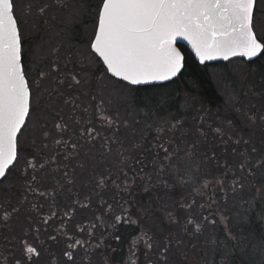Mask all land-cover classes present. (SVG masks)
Instances as JSON below:
<instances>
[{"label":"rangeland","instance_id":"rangeland-1","mask_svg":"<svg viewBox=\"0 0 264 264\" xmlns=\"http://www.w3.org/2000/svg\"><path fill=\"white\" fill-rule=\"evenodd\" d=\"M92 2L96 6L100 4V0H68L69 4L66 6L86 10ZM15 3L22 40L33 37L41 29L40 19L33 13L35 8L44 6L45 3L55 5L54 0H15ZM48 15L56 21L59 20L55 11ZM73 21H77V16L71 20ZM255 25L258 36H264L261 31L264 28V0H257ZM207 73L224 100L228 113L211 110L195 97L188 104V113L186 107L184 109V113L188 114L185 117L187 120H181L177 125L169 116L158 118V115H155L154 121L146 129L160 131L159 136L153 138L156 140L154 144L159 152L167 151V154H163L164 158L156 160L155 163L166 162L167 159L175 157L174 161L177 163L166 167L171 174L174 171L175 174L173 177H167L170 180L157 174V182L150 189L136 185L137 191L131 199L121 196L117 201L115 188L121 190L125 186H132L129 169H135L134 163L131 162L136 161L133 155L136 156L140 151H133L132 146H140L143 139H139L142 134L136 124L139 121L142 124L149 119L153 107H157L156 102L150 103V108L147 104H144L146 107L140 105V117L135 112L129 113L128 106L133 102L130 96L133 94L132 88L110 77H103L108 97L104 109L100 107L97 113L89 103H79L81 99H78L79 108L87 107L85 114L86 118L92 121L91 125L82 124V118L75 119L80 115L74 111L78 107L75 105L70 108V102L62 107L60 105L47 108V115H42V119L41 110H37L34 104V108L40 112L28 119L18 138L17 161L0 184V197L5 199L4 203L0 201V215L3 213L7 217L9 210L17 209L13 208L17 203V196L11 198L7 189L10 185L14 191L22 187L19 173L26 165V150L41 153V145H44L45 150L54 149L55 139L59 138L58 134L62 128L67 130V134H80L79 131L86 133L89 127V132L94 133L97 138L91 142L92 147H86L87 152L95 154L96 151L100 156L103 154L109 172L118 170L122 177L118 183H110L106 190L97 189L88 202L82 199L85 195H79L78 207H74L76 210L73 208L71 230L74 233L77 227L78 232H81L77 234V239L83 247L78 246L77 251L71 254L66 251L64 239L59 240L56 247L47 244L46 250L41 249V260L31 257L30 263H27L28 258L24 257L22 252L17 254L13 258L17 264H38L40 261L41 264H106L108 261V264H236L237 261L247 264L262 263L261 246L254 233L246 230L245 223L240 224L239 216L244 215L240 213L243 209L242 200L249 197L253 187H258V184L260 200L264 203V60L250 67L242 60L234 59L225 64L210 66ZM154 93L157 100L167 95L169 98L178 96L183 102L187 97L185 94L181 95V91L174 87L160 89ZM140 101L142 104L145 99L140 98ZM158 105H162L165 111L170 108L167 102ZM182 108L184 106L180 105L179 109ZM200 117L202 122H199ZM100 118L105 121L104 124L100 123ZM58 121L60 123L57 128ZM214 126L224 141L214 151L212 156L215 157L202 162L203 155L210 153L201 137L212 133ZM134 129L137 130L139 138L131 137L136 133ZM197 138L201 141L199 144L194 142ZM188 147H194L193 154L196 157H193V162L187 159L185 164L178 163L176 156L179 155L182 162V155ZM170 149H174V152ZM81 159L92 162L91 157L88 160L85 157ZM122 160L127 161L125 165L118 164ZM198 160L203 168L200 173L201 180L198 172L194 170V164H199ZM144 164L147 166L145 162ZM163 165L159 164L156 168L161 169ZM159 169H155L157 173ZM185 172L187 183L182 176ZM86 174L88 175L80 174L78 180L82 182ZM247 178L250 179L249 182ZM77 191L80 192L78 189ZM106 206L108 215L103 213L109 221L112 220L110 222H118L117 227H123L125 231L131 230L133 223H136L137 227H140L137 235L130 239L129 233L125 232L123 235L121 231H116V224L112 223H105L107 229L102 233L100 224L103 225L104 220L100 218L98 221L94 218L92 210L98 207L97 215L103 217L102 209ZM17 213L22 222L26 212L19 210ZM259 216L264 220V214L259 213ZM124 220L127 225H124ZM86 222L91 225L88 238L85 237ZM18 228L22 229L21 223ZM50 233L51 231H48V234ZM112 234H122L126 250L124 246L117 249L120 242H116L115 238H111L113 242L109 239L110 242L107 243ZM207 241L213 243V248L206 245ZM7 252L6 245L0 243V260L4 264H12Z\"/></svg>","mask_w":264,"mask_h":264},{"label":"flooded vegetation","instance_id":"flooded-vegetation-1","mask_svg":"<svg viewBox=\"0 0 264 264\" xmlns=\"http://www.w3.org/2000/svg\"><path fill=\"white\" fill-rule=\"evenodd\" d=\"M54 3V6L45 3L44 6L35 8L33 13L38 15L41 29L33 37L21 39L22 63L32 93L29 118L40 112L37 110H41L42 119V115H47V108L62 107L70 102V108L75 105L78 107L74 111L80 115L75 119L82 118V124L91 125L92 121L85 114L87 107L79 108V103H89L98 113L100 107L104 109L107 106L108 100L103 80L109 77V73L91 48L96 32L98 6L92 2L91 6L82 10L66 6L69 4L68 0H54ZM53 11L59 20L49 17L48 13ZM75 16L77 21L71 22ZM79 98L81 100L78 103ZM103 121L100 118V123L104 124ZM59 123L58 121L57 128ZM89 130L88 127L86 133L81 130L80 134H67V130L62 128L59 138L55 139L54 149L45 150L44 145H41V153L26 150V165L19 173L22 187L14 191L10 185L7 189L11 198L17 196V203L13 207L17 209L9 210L7 217L3 213L0 215V243L6 245L12 264H17L13 258L21 252L28 258L27 263H30L31 257L41 260V249L46 250L47 244L56 247L59 240L64 239L66 251L71 254L77 251L78 246H82L77 239V234L81 232H78L77 227L74 233L71 230L73 208L78 207L79 195H85L82 199L88 202L97 189H108L110 171L103 154L100 156L96 151L95 154L87 152L86 147L97 138ZM84 157L87 160L91 157L92 162L82 160ZM10 171L11 169L7 174ZM82 173L88 175L80 182L78 176ZM12 178L14 179V175ZM0 201L5 202L3 196ZM19 210L26 212L22 222L17 213ZM95 211L96 209L92 210L93 213ZM103 212L108 215L107 206L102 209L104 220ZM20 223L22 229L18 228ZM90 227L89 222H86V238L90 236ZM48 231L51 233L48 234ZM28 248L35 249V252L28 253ZM0 263L4 264L2 260Z\"/></svg>","mask_w":264,"mask_h":264},{"label":"snow or ice","instance_id":"snow-or-ice-1","mask_svg":"<svg viewBox=\"0 0 264 264\" xmlns=\"http://www.w3.org/2000/svg\"><path fill=\"white\" fill-rule=\"evenodd\" d=\"M256 9L257 0H100L91 48L113 76L131 85L168 81L185 66L178 38L201 63L264 58ZM31 106L16 3L0 0V178L17 161Z\"/></svg>","mask_w":264,"mask_h":264},{"label":"trees","instance_id":"trees-1","mask_svg":"<svg viewBox=\"0 0 264 264\" xmlns=\"http://www.w3.org/2000/svg\"><path fill=\"white\" fill-rule=\"evenodd\" d=\"M179 49L182 52V54L185 56V66H184L183 73L181 74V76L178 79H176L175 81H173L169 84L161 85V86H152V87H144V88L131 87L133 94L130 96H132L133 102L130 106H128L129 113L135 112V114H137L140 117L139 112H138V108L140 107V105L142 106L144 104H147V105H149V108H150L151 107L150 103L156 102L157 107H153V113L150 117H148L149 118L148 120H146L142 124H140L141 121H139V123L136 124V126L139 125V127H140L139 131L142 134V136L140 138H139L137 130L136 129L133 130V131L136 130V133L131 135V137H135V138H139V139L143 138V139H141L140 146H132L133 151H134V149H136L138 151L140 150L136 156H135V154L133 155L135 157L136 161L131 162V164L134 163L135 169H129V177L131 179L130 185H132V186H130V187L125 186L121 190L115 188V191H116L115 196H116L117 201L119 200V198L121 196H126L127 199H131V196L134 194L135 191H137L136 185H138L139 188H141V186H142V188L146 187V188L150 189V187L157 182L155 180L156 177L158 176L157 174L163 175L166 179H168L167 178L168 176L173 177L175 174V171L173 172V174H171L169 172V170L167 169L169 164L174 166V163H177L176 161H174L175 157L167 159L166 162L155 163L156 160L164 158L163 154H167L166 150H164L163 153L159 152L158 147H156L154 144L156 142V140H154L153 138L158 137L159 136L158 134H160V131H158V130L152 131V128H151V130L146 129V127H149V125H151V122L154 121L155 115H158V118H163V117L169 116V118L171 120H173L172 122H175L174 124L177 125V122L184 120L185 117H187V115H188L187 114L188 113V104L191 102V99L195 98V97L198 98L199 100H201L203 105H205V107H207L211 110L221 111L224 114L228 113V110L226 108V104H225L224 100L218 94V92L215 88V85L213 84V82L210 78V75L207 73L209 66H205V67L200 66L195 61L193 55L191 53H189L184 47L179 46ZM262 60H264V58H259L254 63H246V64L251 67L254 64L259 63ZM217 65H220V64H217ZM172 87L180 90L181 95L182 94L187 95V97H185V100H183V102L181 101L182 99H180V97H178V96L169 98V96L164 95V97L158 98V100L156 99V97H154V95H156L154 92H157V90L172 88ZM140 98L145 99V101L142 104H141ZM161 102H167V104L170 105V108H166L167 110L165 111L163 109L162 105H160V106L158 105V103H161ZM186 102H188V103H186ZM180 105H183L184 108L179 109ZM167 107H169V106H167ZM185 107L187 109V113H184ZM142 108H144V107H142ZM185 120H187V119H185ZM202 121L203 120L200 117L199 122H202ZM113 128H115V126ZM212 128H213L211 130L212 133L202 135V137H201L204 146L207 147V150L210 153L209 155H203V157L201 158L202 162L206 161V160H210L211 158L215 157V156H212L214 154V151H216V149L221 144V142L224 141L223 138L221 137V135L219 134V131H217L216 126H214ZM198 139L199 138L194 139V142H197L199 144L201 141H199ZM119 149H121V148H119ZM170 150H172L174 152V149H170ZM193 150H194V147H188L184 150V153L182 155L183 156L182 162H180L179 155H177L176 158H177L178 163L185 164V161L187 159H190L191 162H193V160H194L193 157H196L193 154ZM211 151H212V153H211ZM118 153L120 155L119 151H118ZM175 155H176V153H175ZM120 157H124V156H120ZM150 159H152L153 161L150 162L149 161ZM126 162H127L126 160H122L118 164L122 163L123 165H125ZM144 162L147 164V166L144 164ZM159 164H164L163 168H161V169L156 168L157 166H159ZM123 165H118V167H124ZM146 169H149V170H146ZM155 169H159L158 173ZM173 169L175 170V168H173ZM202 169L203 168H202V164L200 163V161H199L198 165L194 164V170L196 172H198V174H199L198 176H199L200 180L202 179V177L200 175V173L203 172ZM108 176H109V184L110 183L113 184L115 182L118 183L122 177V173L118 170H112V172H109ZM182 176L184 177V182L187 183V181H185L187 179L186 172L182 173ZM168 180H170V179H168ZM247 181L249 182L250 179L247 178ZM259 186H260V184H258V187H253V191H251L249 197H245V199L242 200L243 209L240 211V213H241V215H242V213L244 215L239 216V217L241 218L240 224L242 222H244L246 227H247L246 230L253 232L254 235L256 236V238H257V240L261 246L262 252H263V259H262L261 264H264V220L262 219L261 216H259V213H262V215L264 214V203L261 202V200H260L261 193L259 190L260 189ZM95 209H96V211L93 213L94 218H98L97 219L98 221L100 218L103 219V217H97L96 212L99 211L98 207H96ZM100 210H101V208H100ZM108 212H109V210H108ZM111 217H112V215H111ZM104 220H105L104 224L103 225L100 224L102 227V233H104V231L107 229V226L105 225V223H107V225H109V223L110 224L112 223V225L116 224V231H121L123 235H125V232L129 233L128 237L130 236V239L132 238L133 235H135V234L137 235V233L140 231V227L138 228L137 227L138 225H136V223L135 224L133 223V225H132L133 228L131 230L127 229V231H125V228L120 227V226L117 227L119 225L118 222H110L112 220L109 221V219L107 217H104ZM125 223L127 225V222H125V220H124V225H125ZM122 234L120 236L112 234L111 237L108 238L107 243L110 242L109 239L111 240V238H115L116 242L117 241L120 242V243H118L117 249H120L121 248L120 246H122V247L124 246V249L126 250L127 247H125V241H124V243L122 242V240H123ZM113 241L114 240H111V242H113ZM199 241H201L200 238H199ZM211 244H213V243L212 242L208 243V241L206 242V245H208L209 248L210 247L213 248V246H211ZM126 246H127V244H126ZM217 249H218V247H217ZM86 259L87 258L84 257V260L87 262ZM108 263H109V261L106 264H108ZM236 264H247V263L237 261Z\"/></svg>","mask_w":264,"mask_h":264},{"label":"water","instance_id":"water-1","mask_svg":"<svg viewBox=\"0 0 264 264\" xmlns=\"http://www.w3.org/2000/svg\"><path fill=\"white\" fill-rule=\"evenodd\" d=\"M179 46H182L184 47L189 53H191L195 59V61L197 62V64H199L200 66H208V65H213V64H219V63H225V62H228L230 60H233L235 58H241V57H235V58H231L229 59L228 61H224L222 59H217V60H213V61H206L204 63H201L200 60H199V57L196 55L194 49L192 48V45L187 41V40H183V39H179L178 38V47ZM98 56V55H97ZM99 57V56H98ZM260 57L258 58H254L252 61H249L247 60L246 58H241L243 59L245 62H248V63H251V62H254L256 61L257 59H259ZM99 59L102 61V63L104 64L102 58L99 57ZM105 68L107 69V66L104 64ZM108 71V70H107ZM184 71V68L181 69V72L174 78H172L171 80H168V81H153V82H149V83H146V84H140V85H131L129 84L127 81H123L121 80L119 77H115L111 74V72L108 71L109 75L112 77V78H115L117 80H120L122 82H125L131 86H134V87H138V88H144V87H152V86H161V85H166V84H169L171 82H173L174 80H176L177 78H179L181 76V74L183 73ZM22 130V129H21ZM19 136V135H18ZM15 163V162H14ZM14 163L12 165L9 166V169L14 165ZM8 169V170H9ZM7 170V171H8ZM7 173V172H6ZM5 173V175H6ZM5 177V176H4ZM4 177L0 178V182L4 179Z\"/></svg>","mask_w":264,"mask_h":264}]
</instances>
